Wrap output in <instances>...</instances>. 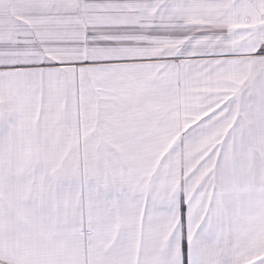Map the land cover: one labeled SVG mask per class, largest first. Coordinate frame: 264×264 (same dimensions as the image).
<instances>
[{
	"label": "snow or ice",
	"instance_id": "1",
	"mask_svg": "<svg viewBox=\"0 0 264 264\" xmlns=\"http://www.w3.org/2000/svg\"><path fill=\"white\" fill-rule=\"evenodd\" d=\"M0 264H264V0H0Z\"/></svg>",
	"mask_w": 264,
	"mask_h": 264
}]
</instances>
